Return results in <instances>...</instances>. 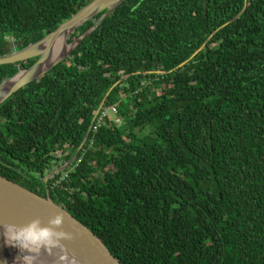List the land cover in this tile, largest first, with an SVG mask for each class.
<instances>
[{
	"label": "trees",
	"instance_id": "obj_1",
	"mask_svg": "<svg viewBox=\"0 0 264 264\" xmlns=\"http://www.w3.org/2000/svg\"><path fill=\"white\" fill-rule=\"evenodd\" d=\"M90 1L0 0V56ZM35 61L0 65V84ZM126 74L105 102L122 124L92 130L46 185ZM0 174L49 194L123 264H264V0H126L0 105Z\"/></svg>",
	"mask_w": 264,
	"mask_h": 264
},
{
	"label": "water",
	"instance_id": "obj_2",
	"mask_svg": "<svg viewBox=\"0 0 264 264\" xmlns=\"http://www.w3.org/2000/svg\"><path fill=\"white\" fill-rule=\"evenodd\" d=\"M125 1L91 0L41 39L21 49H17V46L22 42H16L14 50L11 53L0 56V65L27 62L34 58L36 61L26 68L20 66L15 74L0 84V105L22 87H25L32 81L38 80L56 65L69 58L80 44ZM246 5L247 1L243 10L230 22L237 19L243 13ZM100 13H102L101 16L84 33L70 41L72 33L79 26L90 19H94ZM213 34L209 36L189 59L178 67L185 65L197 55L207 45ZM157 73H166V71L157 70ZM129 76L130 74L124 75L109 89L96 113L105 105L113 88ZM96 113L92 119V124ZM90 130L91 128H89L84 141L71 160L55 172H62L75 160L79 151L86 143ZM57 214L63 216L62 230L68 233L70 238L60 242L51 254L41 253L37 257L36 264H123L93 230L77 219L62 204L53 200L49 194L46 196L40 195L0 174V225L4 223L26 225L36 218L41 219L46 225ZM18 255V249L6 246L3 236L0 234V264H15V258Z\"/></svg>",
	"mask_w": 264,
	"mask_h": 264
},
{
	"label": "clouds",
	"instance_id": "obj_3",
	"mask_svg": "<svg viewBox=\"0 0 264 264\" xmlns=\"http://www.w3.org/2000/svg\"><path fill=\"white\" fill-rule=\"evenodd\" d=\"M67 168L61 173L68 171ZM62 225L63 216L57 214L46 225L39 218L26 225L4 223L0 225V234L6 246L18 249L19 255L15 258V264H36L41 253L51 254L60 242L70 238L62 230Z\"/></svg>",
	"mask_w": 264,
	"mask_h": 264
},
{
	"label": "built area",
	"instance_id": "obj_4",
	"mask_svg": "<svg viewBox=\"0 0 264 264\" xmlns=\"http://www.w3.org/2000/svg\"><path fill=\"white\" fill-rule=\"evenodd\" d=\"M113 113L115 117V123L121 124L122 123V117L118 113L117 105L116 104H110L108 106H103L98 113H96L95 120L93 122L91 131H98L100 127L103 126V124L106 123V120L110 118V115ZM80 161V159H79ZM68 176V171L64 172L63 175L60 176L59 179H56L54 181V185H57L61 181H64L66 177Z\"/></svg>",
	"mask_w": 264,
	"mask_h": 264
},
{
	"label": "rangeland",
	"instance_id": "obj_5",
	"mask_svg": "<svg viewBox=\"0 0 264 264\" xmlns=\"http://www.w3.org/2000/svg\"><path fill=\"white\" fill-rule=\"evenodd\" d=\"M67 59H68V58H67ZM124 95H125V94H122V96H124ZM117 104H118V103H117ZM117 104H116V105H117ZM99 106H100V105H99ZM117 109H118V107H117ZM118 113H119V109H118ZM119 114H120V113H119ZM108 119H109V118H108ZM108 119L106 120V123L103 124V125H107V124L109 125L111 122H113L114 124H116V123H115V117H114L113 113L110 115V119H111L110 122H107ZM121 124H122V123H121ZM117 125H120V124H117ZM48 174H49V173H48ZM63 174H64V172H63L61 175H63ZM47 176H48V175H47ZM47 176H46V178H45V180H44L45 183H46V180L49 178L50 174H49L48 177H47ZM48 182H49V180H48ZM48 182H47V183H48ZM47 183H46V185H47Z\"/></svg>",
	"mask_w": 264,
	"mask_h": 264
},
{
	"label": "flooded vegetation",
	"instance_id": "obj_6",
	"mask_svg": "<svg viewBox=\"0 0 264 264\" xmlns=\"http://www.w3.org/2000/svg\"><path fill=\"white\" fill-rule=\"evenodd\" d=\"M92 121H91V125H90V127L89 128H92ZM65 165V164H64ZM63 166V165H62ZM62 166L61 167H56V168H54L49 174H50V176H49V178L47 179V180H50V178H52L53 176H55V175H58L59 173H61V171H58V172H55V171H57L58 169L60 170V168H62ZM51 173H53V174H51ZM48 174V175H49ZM46 178V177H45ZM45 178H44V180H45ZM47 183V182H46Z\"/></svg>",
	"mask_w": 264,
	"mask_h": 264
}]
</instances>
